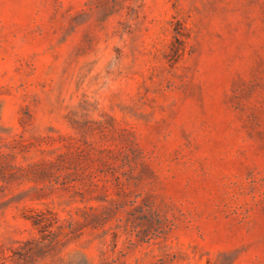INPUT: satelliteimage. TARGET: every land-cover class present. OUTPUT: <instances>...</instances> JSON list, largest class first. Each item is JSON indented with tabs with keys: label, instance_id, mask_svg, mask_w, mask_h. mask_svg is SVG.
Returning <instances> with one entry per match:
<instances>
[{
	"label": "rangeland",
	"instance_id": "obj_1",
	"mask_svg": "<svg viewBox=\"0 0 264 264\" xmlns=\"http://www.w3.org/2000/svg\"><path fill=\"white\" fill-rule=\"evenodd\" d=\"M0 264H264V0H0Z\"/></svg>",
	"mask_w": 264,
	"mask_h": 264
}]
</instances>
